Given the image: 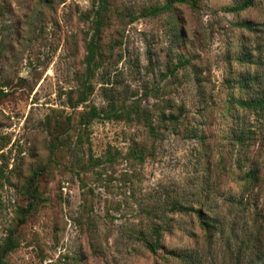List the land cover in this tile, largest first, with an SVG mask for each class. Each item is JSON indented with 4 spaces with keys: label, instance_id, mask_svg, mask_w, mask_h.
Wrapping results in <instances>:
<instances>
[{
    "label": "rangeland",
    "instance_id": "374dc122",
    "mask_svg": "<svg viewBox=\"0 0 264 264\" xmlns=\"http://www.w3.org/2000/svg\"><path fill=\"white\" fill-rule=\"evenodd\" d=\"M106 1L88 74L98 0H0V246L15 243L0 264H264V102L252 103L264 100V0L151 15L143 9L165 0ZM110 104L120 117L82 130L91 106ZM135 110L177 121L151 135ZM82 131L80 151L100 161L79 169ZM54 135L67 139L50 161ZM134 143L141 162L128 154ZM162 221L151 252L138 233Z\"/></svg>",
    "mask_w": 264,
    "mask_h": 264
},
{
    "label": "trees",
    "instance_id": "16d2710c",
    "mask_svg": "<svg viewBox=\"0 0 264 264\" xmlns=\"http://www.w3.org/2000/svg\"><path fill=\"white\" fill-rule=\"evenodd\" d=\"M254 0H241V1H235L231 5H229L227 10L232 12L241 11L247 7H249ZM174 4H187L190 7H195L197 4V0H165V2L162 5H152L148 8L143 9V15H151L158 13L160 11L169 10L173 7ZM107 10V1L106 0H98L96 8L93 9L94 17L91 20V29L92 32L88 38V41L86 42V54L84 57L85 64H86V71L88 74L92 73V69L97 67L99 65V58L101 56V52L99 51V45L98 41L100 38L101 28L104 26V20H105V13ZM237 26L243 27V28H249L250 25L248 22H238ZM85 89H89V85L85 82L82 83ZM85 89L84 91H80L77 99L76 104L82 103L85 101ZM2 95V92L0 91V96ZM264 102L263 99H254L252 100L253 106L260 107L262 103ZM238 104L240 105H250V102L246 101H240ZM137 121H140L147 129L148 133L151 135H155L157 132V124H163L165 121H169L171 123H174L177 121V117L173 116L171 113L168 115H165L163 111H160L157 114V122L152 123L149 119L148 115L144 112L138 113L136 110L134 111ZM106 116L105 118H108L110 114L114 117L118 118L121 116L122 113L120 111L115 110V107L110 104L108 110L104 109H96L94 106H91L89 108V111L83 116V121L81 123L82 130H85L88 123L92 120L94 117L99 116ZM127 115V113H126ZM83 131L78 133L77 139L75 141V147L79 148L78 151L80 152V157H78V168L81 169L85 167L86 165H92L96 166L99 164L100 159L98 157H93L91 154L88 153L86 157H84L82 151H80V138L83 135ZM54 142H50L48 145V151H49V160L53 161L55 160L56 154L55 152L58 150L59 146H64L66 144L67 135H65L62 139H59L57 135L53 136ZM128 154L130 158L136 160L137 162H141L144 159V151L141 144H132L129 147ZM111 154L108 151V154L106 156V160L110 161ZM49 165H42L34 169L30 175V178L34 180L38 175L43 174ZM32 196H36V189L35 187L32 188L30 191ZM172 210L174 211H192L194 210L190 206L181 205L177 202H172ZM199 217V211L196 210ZM199 221L202 225H204L205 229L208 230L209 227L212 225L208 222V218L199 217ZM165 221L161 223H152L149 229L145 232L138 233V238L142 242V245L149 251L155 252L158 249L162 248L161 239L163 236V232H165ZM15 246V243L8 237L4 244L0 246V262H2L3 255L10 249Z\"/></svg>",
    "mask_w": 264,
    "mask_h": 264
}]
</instances>
